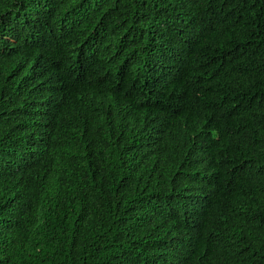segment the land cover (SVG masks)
Segmentation results:
<instances>
[{"label":"trees","instance_id":"16d2710c","mask_svg":"<svg viewBox=\"0 0 264 264\" xmlns=\"http://www.w3.org/2000/svg\"><path fill=\"white\" fill-rule=\"evenodd\" d=\"M0 264H264V0H0Z\"/></svg>","mask_w":264,"mask_h":264}]
</instances>
